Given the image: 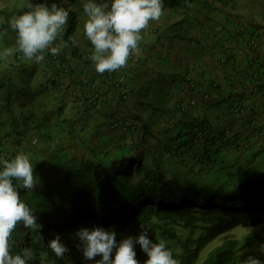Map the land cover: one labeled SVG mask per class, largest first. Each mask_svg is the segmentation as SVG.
I'll use <instances>...</instances> for the list:
<instances>
[{
	"label": "trees",
	"instance_id": "obj_1",
	"mask_svg": "<svg viewBox=\"0 0 264 264\" xmlns=\"http://www.w3.org/2000/svg\"><path fill=\"white\" fill-rule=\"evenodd\" d=\"M87 2L88 0H29L21 13L29 10V4H44L49 8L56 5L67 10L68 22L64 26L61 41L63 45L69 46L75 31L81 26V22L86 20L83 5ZM93 2L103 4L108 0H93ZM239 2L240 0H163V13L176 12L180 18L176 23L170 24L168 29L158 24L153 30L158 34L159 39L166 35L173 39L176 37L173 34L174 26L179 27L177 31L186 33L184 32L187 31L186 25L190 24L203 33L208 30L209 34L204 36H215L214 24L218 26V22L214 20V12L230 11L229 13L235 15L239 22L232 31L233 34H220L222 29L219 28L220 39L217 42L224 48L225 61L232 63L239 48H236L234 42L233 46L229 41L242 40L241 44H245L248 49L249 62L248 68L242 71V76L248 72L252 79L254 75L257 77L258 70L254 69L253 63L254 54L259 47V38L254 43L252 38L254 32H259L260 28L252 16L248 17L247 13H243ZM249 2L250 5L253 4L251 5L253 8L263 4L259 0H249ZM241 20L243 23L240 22ZM166 30L171 32L166 33ZM193 38L194 35L188 40L191 42ZM217 42L215 40L214 44ZM140 44L141 41L138 47ZM61 59L60 68H55V71L66 69L63 58ZM141 59L131 53L127 62L128 68L143 67L147 61ZM88 68L93 70L90 66L86 67ZM100 76L98 82L84 79L76 82L77 86L73 89L74 99L71 102V114L75 117L73 121L65 112L64 106H61L57 110L60 121L52 129L42 130L41 126L45 123L40 120L35 121L31 115H27L23 118L24 121L19 123L18 116L13 114L7 117L8 123L5 127L8 128L0 130L2 134L0 152L2 150L8 152L7 147H10L14 149L11 153H21L22 144H25L28 135L34 136V144L40 138L45 140L44 145L38 148V153L32 149L33 146L26 149L35 151L32 164L33 175L37 179V191L33 197L29 195L30 190L27 192L25 189L20 193L21 199L27 198L28 201L30 198L34 199L26 204L36 216L40 228L38 230L27 228L22 232L21 225H17L11 237V254H21L25 248L30 247L34 258L29 264L43 262L61 264L63 259L56 258L47 248L48 242L56 235L62 240L65 238L64 235L80 230L82 226H99L106 231L120 233L128 231L138 236L143 230L141 227L143 225L148 233L156 231L164 239L182 245L180 264H195L200 251L207 243L230 230L238 222L245 227L264 223V173L252 179H244L230 190L215 186H199L194 183L181 184L180 179H174L175 177H171L170 174L167 176L169 171L164 168V158L153 153V145L150 143L152 134L146 131L143 136H136L135 139L137 132L142 129H139V125L135 122L139 121L138 115L114 116L105 111L108 107L127 104L138 83L139 75L129 74L120 69L105 72ZM118 77H121V82ZM56 80H52L51 85H55ZM184 87L199 92L194 81H186ZM43 90H48L47 86L38 92L41 93ZM5 105L9 106V102ZM45 105L44 102H40L39 106ZM179 109L181 115L184 114L183 103ZM122 112L125 114L124 110ZM93 120L96 122L93 123ZM143 129L146 130L144 127ZM87 132L91 140H95L96 136L100 135L96 139L99 140L96 145L95 143L93 145V142L84 144L88 141L84 135ZM108 133L123 137V144L110 147L109 144L116 143V140L110 135L104 136L107 138L105 141L102 135ZM63 138H67L65 145L68 151L74 153L77 147L83 146L84 155L76 157L75 153H66L63 150L59 152L58 148ZM142 151L145 154H141ZM181 157L185 155L182 154ZM2 158L4 160L5 156ZM41 173L43 174L40 175ZM36 174L40 176L37 177ZM179 224L185 228L197 227L201 224L205 234L193 239L191 246L188 239L178 240L172 227ZM39 236L42 237L41 241ZM242 238L248 240L252 249L264 245V237L259 232L245 233ZM237 244L238 240L224 241L210 252L209 258L202 264H220V261L214 259L216 254L225 255L234 250ZM71 246L72 249L80 251L76 244ZM135 252V258L139 264H143L147 259L146 254L136 248Z\"/></svg>",
	"mask_w": 264,
	"mask_h": 264
},
{
	"label": "crops",
	"instance_id": "obj_2",
	"mask_svg": "<svg viewBox=\"0 0 264 264\" xmlns=\"http://www.w3.org/2000/svg\"><path fill=\"white\" fill-rule=\"evenodd\" d=\"M229 12H214V20L218 22V26L214 24V32H216V35L208 37L204 36V34H209L208 30H205L203 33L199 28L195 29L189 24L186 25L187 31H184L186 33H182V31L179 30L177 31L179 27L174 26L173 34L176 37L170 39V36L166 35V37L164 36L163 38L159 39L157 37L158 34L154 32L153 28H155L158 24H161L167 28L170 24L176 23L180 18L176 12H169L168 14H166L167 12H164L158 21L149 22V26L141 32L142 40L140 46L137 50L132 52L137 57L146 60V64L143 67L132 66L128 68L127 65L126 67L121 68L122 70L129 72V74L137 73L139 75L138 83L135 86L129 101L127 104L105 108L107 114L114 116L138 115L139 121L144 124H148L150 122L149 118L155 115L157 118L155 119V123L157 120L159 121L157 126L160 125V129L165 127L167 130H175L177 136L170 139H164L163 132L161 130L158 131L156 129L157 132L155 131V133H153L151 130L148 132L152 134L150 143L153 145L152 147L156 152L155 153L153 151L155 156H158L157 151L163 147H161V145H165L167 142L166 146L163 148H165L164 150L167 154H169V159H171L170 162H172V165L169 164V167L173 166L172 169H176L178 172V169L183 167V165H185L189 171H191L192 168L193 171H197L199 168H203L207 164L212 163L211 161H214L217 158H221V163L224 164L226 163L224 160L225 155L228 156L229 159L231 158L230 156L233 154L232 149H229L228 153H225L227 147L223 146L221 151H215L213 149L207 148L208 145L205 144L204 141L207 140L211 144V142L216 140V138H213V136L210 135L209 129H211V127H209V124L207 123L209 120L215 122V124L218 125L223 123V120L226 122V119L230 113V104L232 107L233 101L235 99L240 97L245 98L246 103H248V106L251 108V110L249 109L250 112L247 115H249L252 119L256 118V121L259 122L258 124L262 125L264 128V20L259 21L258 17L254 15V19H256L255 21H258L256 22V25H258L260 28V37L258 40L259 47L256 49L254 54L255 62L253 63L254 69L258 71L257 77L254 76L252 77V80H245L242 76V71L249 66L248 49L246 45L241 44L242 40H230L229 42L232 44L234 42L236 48H239V50L235 55L234 61L232 63H228L224 59L223 46L217 42V40L220 39V34H233L232 31L236 28L239 22L238 18ZM240 22L243 23L242 20ZM83 25L84 22H81V26H79L76 30L78 31L79 28L82 29L79 31L81 36L76 34L78 32L75 31L71 39L72 43L69 46L63 47V41L58 43V46L61 47V52L59 54L60 57L63 58L66 69L62 71L57 70V73L53 72V74L56 76L49 74V77L51 75L53 76L51 79H45L43 83L45 84V87L47 86L48 90H50L51 87L54 89L57 88L55 91H57L59 95L62 94V96L65 97L64 100L66 101V106H68L70 109L68 116L72 121L75 119V117H73V114H71L72 108L70 106L72 104V100L74 99L73 89L77 86L76 82L79 80L81 81L82 79L89 80L91 82H98L101 77L100 74L95 71L94 65L88 64V62H91L89 57L92 53L88 52L87 54H82L81 52L83 49L81 48L83 43L82 39L85 38L83 35ZM219 28L222 29L220 34L218 33ZM165 32L168 33L171 31L166 30ZM193 35L194 38L191 39L193 41L190 42L188 38H191ZM231 38H233V35H231ZM215 40L217 44H214ZM87 66L92 67L93 70H90L89 68L86 69ZM158 76H163L161 79L162 81L157 80ZM55 79H57L55 81L56 84L51 85L52 80ZM188 80L194 81L197 84L199 94H192L191 89H185L184 85ZM160 82H163V85L162 87L158 88L157 84ZM203 94H208L209 99L203 100ZM193 96H195L197 100L194 106L191 107L188 112L182 114L179 125H177L178 127H171V120H175L176 122L178 121L176 119L168 118L165 113L168 111L170 112L171 106L174 105L176 101L186 100L185 103H187L189 98ZM43 99L44 97H40L39 101L44 102ZM122 110H124L125 114L123 112L121 113ZM0 115V125L4 126L8 123V115H6L3 121L1 120L5 114L2 113ZM230 121L231 119L226 123ZM245 121L246 120H242L241 122H238L233 120L234 123H223L222 125H225V127L223 131H220L227 133L228 130V133H231L228 126L232 124V129L235 127L239 128L233 131V138H238L243 142H247L245 144L248 148V151H243L244 157L246 161L249 159L256 161L257 158H259V153L264 151V144L261 145L258 143V138H256L255 141L254 136L251 138L250 136H240V132L238 131H240L241 128H244L241 123H243L245 127L251 124L249 122V124L247 123L248 125H246ZM94 122L96 121L93 120V123ZM157 126L156 128H158ZM248 128L250 127L248 126ZM198 131L202 132V139L197 136H192L194 132ZM144 132H146V130H144ZM189 132H192V137H189ZM88 134V132L84 133L86 138H88V141L84 144L87 145V143L93 142V145L94 143L96 145L99 142V140L96 139L99 138L100 135L96 136L97 138L95 140H91L87 136ZM112 134L114 133L102 135L103 139L106 141L107 138L104 136L109 137ZM0 135L2 134L0 133ZM112 136V139L116 140V143H110L111 145L108 143L110 147L123 144V137H118L117 135ZM136 136H138V134L135 135V139ZM32 138L33 143L34 137L32 136ZM197 139L199 140L195 143ZM163 140H165V142H163ZM188 140L191 141V144L188 143ZM66 141L67 138H63L61 140V145L59 144L60 146L58 148L59 152H62L63 150V152L66 153H75L76 157H82L84 155L85 148L83 146L82 148L77 147L74 153L68 151L65 145ZM229 142L230 144L232 143V138L229 139ZM52 143L54 142L52 141ZM185 145L192 147L187 149ZM215 146H219V144H216ZM179 147H181V149L185 148V157L178 155L177 149ZM32 149L38 153V147H32ZM35 151H24L31 163L33 162L32 157L34 154L33 152ZM237 152L238 149L236 150L235 154L238 157L240 152ZM229 159L227 160L228 162H230ZM233 160H235L234 157ZM195 166H198V169ZM42 174L43 173L40 175ZM40 175L37 176L36 174L37 177Z\"/></svg>",
	"mask_w": 264,
	"mask_h": 264
},
{
	"label": "rangeland",
	"instance_id": "obj_3",
	"mask_svg": "<svg viewBox=\"0 0 264 264\" xmlns=\"http://www.w3.org/2000/svg\"><path fill=\"white\" fill-rule=\"evenodd\" d=\"M28 1L29 0H0V53H2L5 48L15 49L16 34L11 30L9 21L13 16L22 14L21 10L24 9ZM259 1L264 2V0H259ZM249 3H250L249 0H240L239 5H241L243 13L244 14L247 13L246 15L248 17L252 16L254 21L256 20L254 19V15L258 17L259 21H263L264 4L258 5V8H253L251 6L253 4L250 5ZM81 30L82 29L79 28L78 31H76L78 32L76 34L80 35L79 31ZM62 33L54 41L53 46H58V43L62 40ZM82 41H83L81 45V48H83L81 51L82 54H87L88 52L92 53L94 49L90 41H88L86 37L83 38ZM44 56L45 59L40 63H36L34 60L25 59L23 55L18 51H15L12 56L6 58L0 57V114L2 113L5 114V116H3V119L1 121L5 119L6 115L11 116L14 114L15 116H18V120L20 123L24 121L23 119L24 117H26L27 115H31L35 121L40 120L42 123H45L44 126H41V128H43L42 130L48 128L52 129L55 126H57L60 121L59 116L57 115V110L61 106H64V110L67 112V114L70 112L69 107L66 106V101L64 100L65 97H63L62 94L59 95V93L55 91V89L57 90V88L54 89L51 87L52 89L46 91L43 90L41 94L38 92L40 89L42 88L44 89L45 84L43 83L45 79H51L53 75L56 76L55 74H53V72L56 73L57 71H55V68L56 69L60 68V65L62 63L60 54L53 56L51 55L50 52L46 51L44 53ZM88 64H92V62ZM49 74H53V75L49 77ZM162 78L163 76H158L157 80L162 81L161 80ZM162 85L163 82H160L159 84H157V87L160 88L162 87ZM191 92L192 94H199L197 91L191 90ZM40 97L41 98L44 97L43 101L46 104L45 106H39ZM202 99L207 100L209 99V96L203 97ZM196 101L197 100L195 96H193L189 98V101L187 103H185L186 100L184 101L180 100V101H176L174 105L171 106L170 112L168 111L167 113H165V115L170 119H176L178 121L176 122L175 120H171L170 121L172 122L171 127H178L177 125H179L180 117L182 116L179 109L180 105L182 103L184 104L185 107L184 113H186L190 110L191 107L194 106ZM7 102H9V106L5 105ZM237 102H239V104H237ZM241 108L243 110L239 112ZM249 109L251 110V108L248 106V103H246L245 98L240 97L238 99H235L233 101L232 107L230 104V113L226 119V122L229 121L230 119L231 121L226 123L223 120V123L229 124V123H234L233 120H236L238 122H241L242 120H246L245 124L248 125L249 122H251V124L248 125L250 128H248V126L245 127L243 123H241V125L244 128H241L240 131L238 130L236 131L240 132V136L243 137L250 136L251 138L252 136H254L255 141L256 138H258L259 139L258 143L263 145L264 128H261L262 125L258 124L259 122L256 121L257 120L256 118L252 119L250 118L249 115H247L250 112ZM91 111L93 112V110ZM47 119H49V121ZM149 119L150 122L148 124H144L140 121H135V122H137V124L139 123L138 124L139 129L144 127L146 131L151 130L153 133H155V131L157 132V130L158 131L161 130L163 132L164 139H170L172 137L177 136L175 130L173 129L167 130L165 127H163V129H160L159 128L160 125L157 126L159 121L157 120L155 123V119H157L155 115H153ZM223 123H220L221 125L220 126L218 124H215V122L209 120L207 124H209V127H211V129H209L210 135H212L213 138H216L217 141L214 140L210 144L207 140H205L204 143L208 145L207 148L213 149L215 151L216 150L221 151L223 149V146L227 147L225 153H228V150L232 149L234 154L230 156L232 159L231 158L229 159V157L225 155V159H224L226 162L225 164L221 163L222 162L221 158L220 159L217 158L214 161H211L212 163L207 164L203 168L201 167L198 169V166H195L198 169L197 171L195 170L193 171V168L191 171H189L186 168V166L183 165V167L178 169L179 170L178 172L176 171V169H172L173 166L169 167L170 166L169 164L172 165V162H170L171 159H169V154H167L166 151L164 150L165 148H163L164 146H166L167 144L166 142L165 145L164 144L161 145V147L162 146L163 147L157 151V155L160 156L161 158H164V162H165L164 168L167 171H169L167 173V176H169L168 174H170L171 177H175L174 179H180L179 182L181 184L194 183L199 186H204V185L215 186V187H221L225 190H230L233 188V186H235L237 183H239L244 179H252L254 177H258L262 175L264 173V151L259 153V158H257L256 161L251 159L246 161L243 151L244 152L246 150L248 151V148L245 144L247 142H243L241 139L238 138H233V131L239 128L235 127L232 129L231 128V126L233 125L232 124L228 126L231 133H223L222 131L225 127V125H222ZM5 126L6 125L4 126L0 125V129L4 128ZM156 126L158 128H156ZM239 127H240V123H239ZM141 130L137 132L138 136L140 137L143 136V134L145 133L144 130L143 131ZM189 133H190L189 137L197 136L202 139L201 137L202 132L200 131L194 132L192 136H191L192 132ZM128 136H130L129 133ZM27 138L28 139L26 140L25 144L24 145L22 144V149H23L22 152L28 149L29 146H33V147L37 146L38 148H41L45 143V140L40 138L37 141V143H35L36 144L35 145L34 143H32L33 138L31 137V135H29V137ZM231 138H232V143L230 144L229 139ZM198 140L199 139H197L195 143L198 142ZM146 141L148 144L147 139ZM163 142H165V140H163ZM188 143L191 144V141L188 140ZM216 144H219V146H215ZM185 146L187 149L188 148L190 149L192 147L187 145ZM237 149H238L237 153L240 152V155L238 157L235 155ZM7 150L10 152H14V149H10V147H7ZM177 150H178V155H182V154L185 155V153H182L184 152L185 148L181 149V147H179ZM18 154L20 153L18 152ZM141 154H145V152L142 151ZM233 157L235 160H233ZM228 159L230 160V162L227 161ZM170 169H172L171 171L175 173L171 172ZM36 188L37 187L35 186V188L32 191H30L29 194L30 197L34 196V193L37 191ZM21 200L25 203L27 202L29 203L30 200L33 201L34 199L30 198V200L28 201L27 198H23ZM96 227L99 226H91V227L82 226L81 228H87L89 231H91L93 228ZM21 228L23 230L22 232H24L27 229L23 225H21ZM172 229L175 230L178 240L188 239L191 243L190 244L191 246L193 245V241H192L193 239L197 238L199 235L205 234V229L201 228V224H198L197 227H189V228H185L182 224H179L175 227H172ZM77 231H72L64 235L65 238L60 240L61 243L68 248V252H66L64 257L62 258L63 260L61 264H95V261L100 259L99 256H97L94 260H86L83 257V253L81 251L72 249L71 244H76V245L79 244V240L75 236V233ZM251 231L259 232L261 233L262 236H264V224L255 225L253 227H245L241 222H238L230 230L217 236L212 241L207 243L204 246V248L200 251V257L196 261L197 262L196 264H202L204 261H206L209 258V253L214 248L220 246L226 240H238V244L234 248V250L226 253L225 255L216 254L214 259L220 261V264H241V261H243L249 256L259 259L261 261V264H264V246H260L256 249H252L248 240L242 238L245 233ZM113 232L116 233L117 243L128 237H133V238L137 237L136 234H132L131 232L128 231H125L123 233L116 231ZM156 234L158 233L154 231H151V233L147 232L148 239L152 241V238H155V240H157L156 241L157 243L160 242V240L157 239L159 237H156ZM162 240L163 242H165L167 249H169L172 252L173 257L179 259L183 253L181 247L182 245H179L176 241H172V240L169 241L167 239H164L163 237ZM134 248L139 249L140 248L139 244H135ZM41 264H46V262H43Z\"/></svg>",
	"mask_w": 264,
	"mask_h": 264
},
{
	"label": "clouds",
	"instance_id": "obj_4",
	"mask_svg": "<svg viewBox=\"0 0 264 264\" xmlns=\"http://www.w3.org/2000/svg\"><path fill=\"white\" fill-rule=\"evenodd\" d=\"M28 9L9 21L11 30L16 34L15 49L5 48L0 57L6 58L18 51L25 59L40 63L45 59L46 51L53 56L61 52V47L53 46V43L64 31L68 11L56 5L49 8L44 4H29ZM83 12L86 16L84 36L94 49L89 59L95 71L103 74L127 66L129 56L138 49L142 40V30L149 26L150 21H158L163 15V0H108L103 4L88 0L83 5ZM0 165V264H29L34 258L32 249L28 247L21 254H11V237L17 225L32 230L40 228L33 211L21 200L17 191V188L26 189L27 192L35 188L37 179L33 175V164L27 155L20 153L10 161L0 160ZM141 227L143 230L140 235L128 237L119 243L113 231L99 227L91 231L81 228L75 233L79 240L77 247L86 260H94L99 256L95 264H139L135 258V244H139V249L147 256L143 264H180L179 259L174 258L167 249L161 234L154 231L158 233L156 237H159L157 239L160 242L157 243L155 238H152V242L148 239L147 228L143 225ZM39 240L42 237L39 236ZM47 248L58 259H62L68 252L59 235L48 242ZM241 264H261V261L249 256Z\"/></svg>",
	"mask_w": 264,
	"mask_h": 264
},
{
	"label": "built area",
	"instance_id": "obj_5",
	"mask_svg": "<svg viewBox=\"0 0 264 264\" xmlns=\"http://www.w3.org/2000/svg\"><path fill=\"white\" fill-rule=\"evenodd\" d=\"M259 36H260V33L258 32V31H256V32H254V37L252 38V40H254L252 43H254L255 42V40H258V38H259ZM243 77L244 78H250V76H249V74H248V72H247V74H244L243 75ZM119 78V82H121V77H118ZM107 80V79H106ZM107 82H109L108 80H107ZM205 97H207L208 95L207 94H205L204 95ZM237 104H239V103H237ZM238 110V109H237ZM236 110V111H237ZM243 109L241 108L240 110H239V112L240 111H242ZM239 120V119H238ZM251 123V122H250ZM264 130V129H263ZM227 133H228V130H227ZM15 155H17V154H13V153H11V152H6V150L4 151V150H2V152H0V160H2L3 158L2 157H4L5 156V159H12V158H14L15 157ZM13 183L15 184V181H13ZM22 190H25V189H20V188H17V191L20 193Z\"/></svg>",
	"mask_w": 264,
	"mask_h": 264
}]
</instances>
